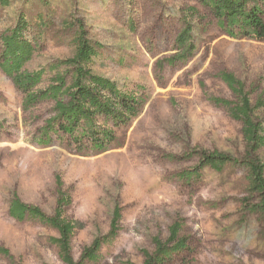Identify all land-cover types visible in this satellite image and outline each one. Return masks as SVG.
<instances>
[{
	"label": "rangeland",
	"instance_id": "374dc122",
	"mask_svg": "<svg viewBox=\"0 0 264 264\" xmlns=\"http://www.w3.org/2000/svg\"><path fill=\"white\" fill-rule=\"evenodd\" d=\"M21 18L35 46L23 69L40 74L36 88L56 74L71 83L73 69L63 61L82 35L94 49L85 68L134 94L139 112L118 127L97 119L114 132L101 151L78 152L53 132L41 144L53 99L23 109L22 94L0 70V248L13 256L0 253V264H64L53 227L8 215L15 192L51 215L56 175L70 198L64 216L75 223L77 263L84 248L107 236L118 208L117 234L82 264H142L143 250H155L154 238L165 242L174 223L184 247L165 264H264V213L254 208L259 196L241 123L210 100L236 102L222 71L244 83L253 104L264 95V39L232 35L203 0H8L0 3V53L1 35ZM187 25L192 51L180 59L175 39ZM255 113L264 134V110ZM202 151L235 162L215 171L201 166ZM257 154L264 163V145Z\"/></svg>",
	"mask_w": 264,
	"mask_h": 264
},
{
	"label": "trees",
	"instance_id": "16d2710c",
	"mask_svg": "<svg viewBox=\"0 0 264 264\" xmlns=\"http://www.w3.org/2000/svg\"><path fill=\"white\" fill-rule=\"evenodd\" d=\"M203 1L211 4L214 16L222 21L232 35L238 32L242 37L264 39V0ZM0 3L7 4L8 0H0ZM26 28L27 22L21 18L14 28L1 35L0 70L22 94L23 109L28 110L42 100L53 99L55 114L46 120L39 135L40 143L51 142L53 132L57 138L66 139L77 147L78 152L84 150V147L94 151L104 150L114 140V132L100 125L97 119L109 121L114 127L127 124L139 112V101L134 94L122 92L114 82L95 76L85 68L84 65L90 60L94 49L82 35L79 37L74 56L63 61L73 69L71 83L67 84L64 74H56L47 88H36L41 81L40 74L23 69L35 49L34 43L23 34ZM175 43L179 50L177 57L180 59L191 53L189 25L177 35ZM168 62L173 64L174 58L168 59ZM218 77L236 97V102L217 96L210 97V100L215 105L226 108L231 118L241 123L246 147L244 161L250 172L252 189L259 196L254 208L264 213V163L257 154L259 148L264 145V134L262 121L255 113L256 109L264 110V95L260 94L253 104L244 83L232 73L222 71ZM200 155L201 166H208L215 171H221L226 163L235 162L231 156L221 152L202 151ZM55 185L57 198L51 215H47L35 205L21 201L16 192L9 201L8 215L16 221L31 219L53 227L58 237L52 241L58 247L61 261L64 264H82L95 257L103 241L117 234L120 210L114 209L107 236L94 239L90 246L83 249L77 263L71 255L70 246L75 223L64 216L70 198L59 175L55 176ZM169 231V238L165 242L158 238L153 239L155 250L152 253L143 250L142 264H165L174 252L184 247V241L177 239L179 225L174 223ZM0 253L13 259L5 248H0Z\"/></svg>",
	"mask_w": 264,
	"mask_h": 264
}]
</instances>
